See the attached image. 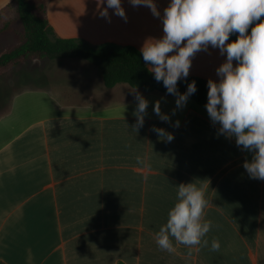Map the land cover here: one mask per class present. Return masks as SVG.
<instances>
[{"label":"crops","instance_id":"crops-1","mask_svg":"<svg viewBox=\"0 0 264 264\" xmlns=\"http://www.w3.org/2000/svg\"><path fill=\"white\" fill-rule=\"evenodd\" d=\"M44 1L59 37L140 50L146 38L164 35L162 19L129 0H122L127 21L109 9L110 22L99 16L98 0ZM155 3L162 17L170 0ZM4 9L15 19L13 0H0ZM16 42L12 32L1 34L0 52ZM190 59L189 76L218 81L226 55L209 46ZM66 64L79 69L73 79L48 72ZM134 90L149 102L138 132ZM0 93V262L264 264V180L249 178L243 163L252 153L218 135L219 124L191 98L176 108L171 94L125 83L107 88L79 58L19 64L0 77ZM157 100L169 122L154 113ZM153 126L174 139H160ZM190 182L212 202L202 217L217 226L206 236L209 247L192 246L189 254L173 240L175 250L162 251L154 233L176 202V186ZM213 238L217 252L210 251Z\"/></svg>","mask_w":264,"mask_h":264},{"label":"clouds","instance_id":"clouds-1","mask_svg":"<svg viewBox=\"0 0 264 264\" xmlns=\"http://www.w3.org/2000/svg\"><path fill=\"white\" fill-rule=\"evenodd\" d=\"M129 3L147 7L154 17L162 19L164 35L146 38L140 51L154 79L162 81L167 94L176 97V108H183L197 90L195 81L187 85L184 93L177 87L190 74V58L209 46L226 55L216 69L219 80L207 81L205 107L211 122L219 124L218 135L235 138L237 147L252 153L251 160L243 163L249 178L264 180V21L248 32L252 22L264 16V0H170L162 17L155 0ZM98 8L99 16L109 22V9L127 21L122 0H106V6L105 0H98ZM237 33L235 41L226 43L230 34ZM133 95L137 106L132 130L138 132L144 125L149 102L138 91L134 90ZM153 111L161 121H170V116L161 111L159 100ZM174 126L179 127V121ZM151 130L166 142L174 139L163 128L153 126ZM137 161L140 162L139 157ZM176 189V202L167 213L166 223L154 233L159 249L173 252V240L188 247L189 254L192 246L209 247L206 236L217 226L211 220H202L204 209L212 203L206 199L204 187L190 182L180 183ZM220 247L219 240L213 238L210 251L217 252Z\"/></svg>","mask_w":264,"mask_h":264},{"label":"trees","instance_id":"trees-1","mask_svg":"<svg viewBox=\"0 0 264 264\" xmlns=\"http://www.w3.org/2000/svg\"><path fill=\"white\" fill-rule=\"evenodd\" d=\"M13 5L15 19L3 15L7 9L0 11V35L12 32L17 39L14 46L0 52V77L28 61L79 58L96 67L107 88L125 83L144 91L167 93L163 82H157L148 71L138 48L109 42L92 45L83 39L59 37L48 22L44 0H13ZM261 21H264V16L259 21L252 22L248 29L249 34L251 28ZM14 22L19 23L20 30L13 26ZM237 36L238 33L230 34L228 43L235 41ZM192 81L196 82L197 90L189 98L206 108L208 80L199 76H188L186 80L178 82V91L186 92L187 85Z\"/></svg>","mask_w":264,"mask_h":264},{"label":"rangeland","instance_id":"rangeland-1","mask_svg":"<svg viewBox=\"0 0 264 264\" xmlns=\"http://www.w3.org/2000/svg\"><path fill=\"white\" fill-rule=\"evenodd\" d=\"M78 70H79L78 67H76L75 65L66 64L63 67H51L48 72L53 74L55 79H61V80L69 79L70 80V79H73V78H71V77H73V75H75L77 72H79ZM188 100H191V99L188 98ZM2 104H3L2 103V98L0 97V106ZM16 115H19V113H16Z\"/></svg>","mask_w":264,"mask_h":264}]
</instances>
